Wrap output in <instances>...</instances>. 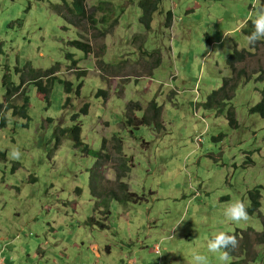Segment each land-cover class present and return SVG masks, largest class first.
<instances>
[{"label":"rangeland","instance_id":"obj_1","mask_svg":"<svg viewBox=\"0 0 264 264\" xmlns=\"http://www.w3.org/2000/svg\"><path fill=\"white\" fill-rule=\"evenodd\" d=\"M101 1L104 11L95 8ZM59 2L0 0V103L5 76L21 84L9 102L21 106L25 91L29 99L27 116L10 109L0 127V264H191L194 251L225 264L207 251L214 233L264 231L263 190L260 213L247 221L223 214L237 199L248 207L249 191L264 187V118L251 112L264 88V79L255 80L264 73V40L236 64L250 79L239 81L232 99L210 109L204 103L232 76L226 59L234 45L249 51L240 31L253 0H161L149 28L140 0H87L99 26L86 21L79 30L59 13L65 8L56 10ZM80 38L92 53L70 44ZM36 73L50 83L47 97L32 81ZM77 122L78 147L69 131L60 134ZM14 148L19 159L11 158ZM119 181L145 200L109 196L111 215L103 220L94 191L110 195ZM249 251L254 260L236 254L227 264H264L263 246Z\"/></svg>","mask_w":264,"mask_h":264},{"label":"trees","instance_id":"obj_2","mask_svg":"<svg viewBox=\"0 0 264 264\" xmlns=\"http://www.w3.org/2000/svg\"><path fill=\"white\" fill-rule=\"evenodd\" d=\"M59 4L55 5L58 11V8H65V12H59L64 20L68 24H72L77 29L80 28L82 25L85 24L86 21H90L92 23L93 28H97L99 26V20L96 18V16L92 13H89L86 7L87 0H60ZM161 0H140L139 4L142 7L143 14L141 16V21L145 23V25L149 28L153 19V14L156 12L159 8ZM261 4H264V0H260ZM109 3V2H108ZM104 4H107L105 1H101L98 6V9L105 10ZM253 9V8H252ZM102 21H105V18L102 17ZM173 23V13L169 11L167 13L166 17V25L167 27H170ZM79 30V29H78ZM254 31V26L252 24L251 19H248L244 22V26L241 28V33L248 39V36ZM82 38V33H81ZM75 39L71 40L70 44L74 45L78 48H81L85 51L86 54L92 53V45L88 41H84L82 39ZM264 39H261L260 41H257L259 43L263 42ZM256 42V43H257ZM257 49V45L249 44V51L245 49L238 50L237 45H234V48L232 50V53L229 55V57L226 59V66L231 69L232 76L228 78H224L222 81V85L218 90L213 91L210 95L207 96L206 102L204 103L205 108L210 109L214 106H220L226 104V102L230 101L232 99L234 90L236 89L239 81L241 79H244V82L248 81L250 77L246 75L245 71L243 69L236 68V64L244 62L247 58L254 55L253 51ZM1 46H0V53H1ZM69 56H72V54H69ZM73 66L76 67L77 60H73ZM42 73V72H40ZM55 73L54 68H52L50 71L46 72L44 75L47 78L48 81L51 80L53 74ZM85 72L78 73V77L84 76ZM43 75L36 73L33 76V82L37 84L38 90L43 93L46 97L48 96L50 83L44 84L43 81ZM264 73H259L258 77L255 78V80H263ZM4 83L8 87L5 101L3 103H0V127H4L7 124L8 118L6 116V111L13 109L14 114H17V112H21L23 116H27V105H28V96L26 95L25 91V97L23 99V104L21 106L14 104L12 102H9V100L16 95L17 92L20 91L21 84L14 85L13 82L8 81L7 77L4 78ZM22 83V82H21ZM66 90L70 92L72 90V82L67 81L66 84ZM82 87V83H80L77 87V92L80 94V89ZM99 93L103 94L105 97H107L108 92L105 90H100ZM261 100L259 103H257L255 106L251 108L252 113H257L261 115L264 118V88L260 92ZM70 99H67L66 104H69ZM138 107V105H136ZM156 109V117L158 114H160L161 109L157 104L153 106ZM134 108V105L131 103L128 104V113ZM89 104L85 103L83 107L81 108V112L84 114L88 113ZM228 121L230 125L235 126L236 121H234L233 112L228 113ZM78 117V114L74 116V118ZM132 116H130L131 118ZM156 117H153L155 120H160ZM129 122H132V118L129 120ZM150 120L146 117L143 120V123L149 124ZM68 131L70 133V136L72 137L75 146H81L84 142L81 139V132H82V124L80 122H77L69 129H61L60 134L66 135L68 134ZM57 141H60V137L57 138ZM105 143V141H104ZM85 150L89 151L90 148L86 145ZM96 156L98 158L101 157V152H95ZM99 162H97L98 165ZM100 165V164H99ZM97 175V174H96ZM125 177L120 175L119 178ZM97 184L94 181V189L98 188L100 186L99 177H96ZM262 190L264 191L263 186L255 187L254 189L249 191V197H250V205L247 207L248 215L253 216L257 213H260V208L262 207L261 204V196H262ZM95 198H96V212L100 214L101 217H103V220H106L111 215V204L110 202L112 200H108V197L110 196L112 199H115V201L120 203H127V202H134V203H141L145 200V198L135 192H132L129 190V186L124 181H119L117 190H112L109 193H106L104 196L97 191H94ZM103 215V216H102ZM260 218L263 222V228H264V215L260 214ZM93 222L100 224L102 227H107L104 223L101 224V222L97 221L96 218L92 217ZM102 220V219H101ZM255 234V239L252 241V236ZM234 235L237 237L239 241V245L237 248L232 249L228 248L226 251L228 252V256H235L236 254L246 255L248 257H251L252 260L255 259L256 253L249 251V248L257 245L258 247L263 246L264 248V231L262 233H259V236L256 237V231L252 228H248L246 230H240L238 229ZM233 264H241L238 262H234Z\"/></svg>","mask_w":264,"mask_h":264},{"label":"clouds","instance_id":"obj_3","mask_svg":"<svg viewBox=\"0 0 264 264\" xmlns=\"http://www.w3.org/2000/svg\"><path fill=\"white\" fill-rule=\"evenodd\" d=\"M253 13L249 16L254 26V31L248 36L249 44H256L257 41L264 39V4L260 0H253ZM11 158L19 159L20 150L14 148L11 152ZM224 216L230 222L240 223L247 221L248 212L247 206L242 200H234L230 202L224 209ZM239 245V241L234 234H228L225 231H218L214 233L211 238L207 240L206 247L208 253L217 254L219 258L227 264L228 252L226 249H235ZM223 250V251H222ZM191 264H209L208 256L194 251L192 253Z\"/></svg>","mask_w":264,"mask_h":264},{"label":"built area","instance_id":"obj_4","mask_svg":"<svg viewBox=\"0 0 264 264\" xmlns=\"http://www.w3.org/2000/svg\"><path fill=\"white\" fill-rule=\"evenodd\" d=\"M156 251H157L158 253H160V248H159V247H157Z\"/></svg>","mask_w":264,"mask_h":264}]
</instances>
